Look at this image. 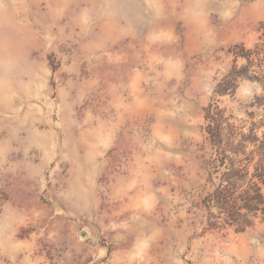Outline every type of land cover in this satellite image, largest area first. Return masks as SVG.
Wrapping results in <instances>:
<instances>
[{"label":"rangeland","instance_id":"rangeland-1","mask_svg":"<svg viewBox=\"0 0 264 264\" xmlns=\"http://www.w3.org/2000/svg\"><path fill=\"white\" fill-rule=\"evenodd\" d=\"M262 87L264 0H0V264H264L208 201Z\"/></svg>","mask_w":264,"mask_h":264},{"label":"trees","instance_id":"trees-1","mask_svg":"<svg viewBox=\"0 0 264 264\" xmlns=\"http://www.w3.org/2000/svg\"><path fill=\"white\" fill-rule=\"evenodd\" d=\"M227 88L228 84L219 83L213 93L224 95ZM262 106H264V87L262 93L254 97L248 105V107ZM224 113V109L213 107L211 104L204 109L203 118L206 122L203 128L204 141L214 149L210 158L204 161V166L209 171L210 182L222 159L226 158L227 149L223 146V131L235 127L224 119ZM261 126H264L262 119L252 123L247 134L242 135L241 141L236 146L237 149L239 147V151L236 152H240L241 157L237 161H232L227 168L224 174L227 179L226 186H220L208 195V201L220 204L225 216L219 229L229 226L234 227V232L239 233L253 227L255 219L264 223V131L261 136L255 134L256 129ZM248 144H251L252 149L246 153L245 148Z\"/></svg>","mask_w":264,"mask_h":264}]
</instances>
